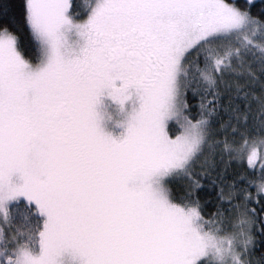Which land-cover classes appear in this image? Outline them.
Here are the masks:
<instances>
[{"label": "snow or ice", "instance_id": "obj_1", "mask_svg": "<svg viewBox=\"0 0 264 264\" xmlns=\"http://www.w3.org/2000/svg\"><path fill=\"white\" fill-rule=\"evenodd\" d=\"M261 201L264 0H0V264H264Z\"/></svg>", "mask_w": 264, "mask_h": 264}, {"label": "trees", "instance_id": "obj_2", "mask_svg": "<svg viewBox=\"0 0 264 264\" xmlns=\"http://www.w3.org/2000/svg\"><path fill=\"white\" fill-rule=\"evenodd\" d=\"M78 3L84 4L87 2V0H77ZM257 3H259V0H256ZM192 101L190 100V103ZM236 171V169L234 168H230L229 172L232 173ZM243 171V170H240ZM252 191H254L255 189H251ZM209 196L212 197V199L209 201L208 206H207V210L208 211H214L215 210V193L214 192H209L208 193ZM253 207H256L258 218H257V224L255 225V229H254V234L256 236V242H257V252H260L262 250H264V234L261 233L260 229L264 228V224H261L259 221L260 219H264V211L261 210L262 206H264V201H261V203L259 205L257 204H253ZM21 208H23V204L20 205Z\"/></svg>", "mask_w": 264, "mask_h": 264}, {"label": "rangeland", "instance_id": "obj_3", "mask_svg": "<svg viewBox=\"0 0 264 264\" xmlns=\"http://www.w3.org/2000/svg\"><path fill=\"white\" fill-rule=\"evenodd\" d=\"M112 112H113L114 117H115V116H118V113H116L115 109H112ZM259 147H260V146H258V148H259Z\"/></svg>", "mask_w": 264, "mask_h": 264}]
</instances>
